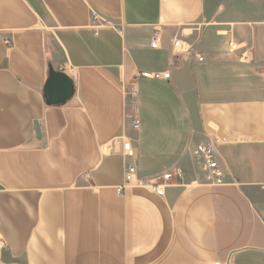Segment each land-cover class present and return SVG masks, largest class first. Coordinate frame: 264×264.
Masks as SVG:
<instances>
[{"label":"crops","instance_id":"obj_1","mask_svg":"<svg viewBox=\"0 0 264 264\" xmlns=\"http://www.w3.org/2000/svg\"><path fill=\"white\" fill-rule=\"evenodd\" d=\"M124 139L144 180L181 170L164 195L119 191ZM200 143L225 184L203 182ZM0 240V264H264V0H0Z\"/></svg>","mask_w":264,"mask_h":264},{"label":"built area","instance_id":"obj_2","mask_svg":"<svg viewBox=\"0 0 264 264\" xmlns=\"http://www.w3.org/2000/svg\"><path fill=\"white\" fill-rule=\"evenodd\" d=\"M94 21L101 20L98 14L94 13ZM163 36L162 28H155L152 34L151 46L157 48ZM5 43L8 47L12 45V41L9 38L5 39ZM230 47L232 51H238V58L241 62L249 61L250 47H246L245 50L240 51L241 47L237 44L230 42ZM172 52L175 54H184L192 51L194 45L187 43L179 38H174L171 44ZM196 58L199 61H203V55L198 52ZM141 76L147 78H169V72H150L143 71L140 73ZM136 94L133 93L132 97L135 98ZM132 123L135 127H138L140 120L138 115L133 116ZM218 141V140H216ZM123 156L125 158V176L124 183L118 187L119 191L125 190L128 186H140L149 187L153 189L158 195H164L165 187L167 183L165 181H170L174 175L181 177L182 172L177 169L175 173L168 172L163 175L164 182H150L144 180L138 175V167L136 164L137 150L136 146L129 139L123 140ZM193 158L198 165L202 176L203 182L210 185H223L226 183V172L225 168L220 164L216 156L214 147L208 143H200L193 149ZM5 242L0 240V247H5Z\"/></svg>","mask_w":264,"mask_h":264},{"label":"water","instance_id":"obj_3","mask_svg":"<svg viewBox=\"0 0 264 264\" xmlns=\"http://www.w3.org/2000/svg\"><path fill=\"white\" fill-rule=\"evenodd\" d=\"M75 92L73 79L62 71L51 70V77L46 84V97L51 104L66 102ZM36 136H41L39 122H34Z\"/></svg>","mask_w":264,"mask_h":264}]
</instances>
